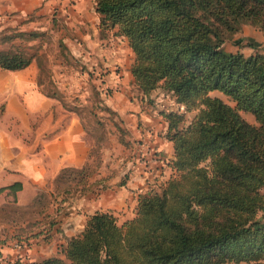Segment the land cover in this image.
<instances>
[{
  "label": "trees",
  "instance_id": "16d2710c",
  "mask_svg": "<svg viewBox=\"0 0 264 264\" xmlns=\"http://www.w3.org/2000/svg\"><path fill=\"white\" fill-rule=\"evenodd\" d=\"M95 9L101 27H117L127 37L138 89L148 95L161 88L196 112L185 122L182 111H160L176 173L160 189L139 194L133 217L119 222L114 212L95 210L60 246L63 256L27 264H264V223L257 216L264 208V53L223 47L245 23L264 30V0H96ZM33 55L18 46L2 47L0 66L22 68ZM95 168L88 159L82 167L62 168L56 181L70 180L76 171L84 182L81 193L106 188L109 176L91 181ZM21 187L14 181L0 190L7 188L15 200ZM43 197L10 210L37 218L32 214L43 213ZM18 232L13 237L26 243L28 236Z\"/></svg>",
  "mask_w": 264,
  "mask_h": 264
},
{
  "label": "crops",
  "instance_id": "0c3cea01",
  "mask_svg": "<svg viewBox=\"0 0 264 264\" xmlns=\"http://www.w3.org/2000/svg\"><path fill=\"white\" fill-rule=\"evenodd\" d=\"M95 2L0 0V17L4 18L7 11L20 10L21 13L12 18L21 23L24 13L36 6L41 7L40 11L43 6L61 10L62 16H53L51 20L53 23L62 22L58 36L66 45L64 51L81 59L91 70L105 66L103 70L106 72L101 86H98L102 90L101 97L122 119L123 126L129 131L128 138L138 143L139 139L142 140L139 143L141 153L134 157L130 170L128 162L125 170L128 176L106 175L103 168L92 175L91 181L109 176L106 188L82 193L80 190H59L56 178L61 169L68 166L79 168L88 161L95 143L94 132L87 127L79 112L63 107L56 93L42 89L35 55L22 68L0 66V188L14 181L22 184L16 191L15 200L7 188L0 190V211L2 206L9 210L4 217L8 223L0 222V254L7 258L5 264H27L48 256H63L60 246L83 229L91 213L103 209L114 212L122 221L133 217L139 194L148 192L151 182L166 181L165 174L174 171L169 163L174 158L173 143L163 136L167 122L148 100L154 94L147 95L138 89L130 72L134 52L127 37L118 33L117 27H101ZM18 30L31 41L42 33L39 30ZM30 31L37 34L31 37ZM234 36L226 45L230 51L240 49L250 54L258 48L264 53V30L245 23ZM56 77L62 79L67 75L56 73ZM106 91L111 93L106 95ZM161 99L156 96V101ZM133 147L134 150L136 146ZM152 150L154 154H151ZM104 164L112 166V161L107 158ZM122 180L124 183H120ZM40 194L48 199L43 213L37 218L20 215L18 218L17 213L10 210L31 204ZM49 220L54 223L49 225ZM14 223H19L18 226L23 227L21 230L34 228L35 223L43 224L42 228L49 231L38 234L34 230L21 231L28 237L25 246L19 247L13 237L15 229L8 228Z\"/></svg>",
  "mask_w": 264,
  "mask_h": 264
},
{
  "label": "rangeland",
  "instance_id": "374dc122",
  "mask_svg": "<svg viewBox=\"0 0 264 264\" xmlns=\"http://www.w3.org/2000/svg\"><path fill=\"white\" fill-rule=\"evenodd\" d=\"M40 8L41 7L37 6L32 9L30 8L29 12L24 13L21 23H18V20L16 21L12 18L20 14V10L7 11L4 18L0 17V47L13 48L18 46L26 52L34 54V62L39 65L38 81L41 83L42 89L56 93L60 97V103L63 104V107L71 108L83 116L87 127H89L95 135V151L93 155L89 157L90 168L96 167L94 173H96L99 168H103L106 175L110 174L116 176L120 174L122 178L123 176H128V172L125 171L128 169V162L130 166L135 162L133 161L134 157H136L138 153H141V151H139V143L142 140L139 139L138 143L136 140L132 141L128 138L129 131L123 126L120 116L110 113L105 108L106 103L101 97L102 90L98 87L101 86V79L106 72L103 70L105 66L101 68H92L91 70L81 59H77L75 56H69L68 52L66 53L64 51L66 45L58 36V31L62 27V22L57 21L53 23L51 20L53 16L54 18H60L62 16L61 10H56L57 8L53 6H43L41 11ZM18 29L39 30L42 33L34 41H31L26 39L24 35H22V37L14 35L18 34L20 31ZM234 37L235 36L232 35L231 38L226 41L225 46H223L224 49L229 50L226 45H229ZM56 73H66L67 77L58 79ZM161 92L162 94H160ZM110 93L111 92L106 91V95ZM152 93L154 95L148 100L150 102L152 101L151 104L156 107L157 112L166 109L182 111L184 112L185 122H189L196 112V110H186L184 106L175 101L174 96L168 92L162 91L161 88L153 90ZM210 94L218 95L225 101L234 105V102L227 95L218 90H212ZM157 95L161 96L162 102L156 101ZM241 114L248 121L255 122L251 113L241 111ZM133 145L136 146L134 150ZM130 150L132 153H129ZM99 157L101 161L97 165ZM107 158H110V161H112V166L104 164V160ZM130 168L131 166L129 170ZM175 173V170L170 173L167 172L165 176L168 179ZM70 178V180L64 178L60 179L57 182V188L63 190L67 184H70L67 186L70 188L69 190L77 192L81 188L80 185L84 183L82 181L78 182V178H81V175L74 171ZM154 178L156 177L153 176V179ZM157 178L159 177L157 176ZM164 182L163 180L151 182L152 184L148 186L147 191L160 189ZM47 199L48 196L43 197V201ZM37 207H41V205H37ZM119 213L121 212L119 211ZM5 214L7 215L8 213L0 211V222H7L6 219H4ZM30 215L27 214L25 217ZM32 215L38 214L33 213ZM257 216L258 219L264 223V208L258 211ZM17 217L19 218L20 216L17 215ZM117 218L119 222H122L120 216ZM18 224L19 223H14V226L8 225V228H14V232H18L23 228L19 227ZM42 227L43 224L35 223L34 228L28 229V227H24V230H40ZM18 233L24 234V232ZM228 264H252V262L242 261Z\"/></svg>",
  "mask_w": 264,
  "mask_h": 264
},
{
  "label": "built area",
  "instance_id": "2783aa9c",
  "mask_svg": "<svg viewBox=\"0 0 264 264\" xmlns=\"http://www.w3.org/2000/svg\"><path fill=\"white\" fill-rule=\"evenodd\" d=\"M151 154H154V150H152ZM17 246L19 247H24L25 246V242H16ZM7 263V258L5 256H3L2 254H0V264H5Z\"/></svg>",
  "mask_w": 264,
  "mask_h": 264
}]
</instances>
